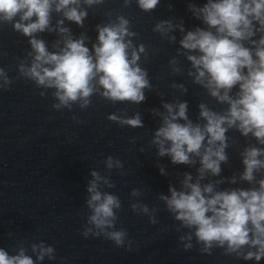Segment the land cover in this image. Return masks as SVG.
<instances>
[{
	"label": "clouds",
	"instance_id": "clouds-1",
	"mask_svg": "<svg viewBox=\"0 0 264 264\" xmlns=\"http://www.w3.org/2000/svg\"><path fill=\"white\" fill-rule=\"evenodd\" d=\"M132 2L123 0V7L128 8ZM104 3L105 0H0V26L10 25L27 38L30 46L25 59L16 66L17 79L22 77L37 88L53 90L56 103L52 107L57 111H71L73 105L87 109L93 95L113 104L140 105L147 99L146 91H153L148 70L141 64L142 56L148 58L146 45L134 43L138 34L126 15L112 18L113 13L108 12L107 22L95 26V42L83 32L75 36L66 25L67 21L84 28L88 9ZM135 4L151 12L160 0H135ZM187 8L204 27L186 30L183 20L175 18L160 20L153 27L162 40L171 43L176 42L172 33L181 34L176 56L169 60L170 74L186 71L194 85L227 107L217 111L200 102L195 121L189 117L188 101L179 98L162 100L163 111L150 110L153 118L160 120L149 141L156 156L168 157L173 165L195 168V176L184 172L179 187L170 183L169 194L160 193L157 198L179 222L176 231L187 230L179 236L185 251L194 247L195 238L201 245V254L211 255L214 248H221L224 255L259 264L264 259V0H206L203 6L188 3ZM54 14L59 18L53 23ZM43 33L58 37L51 49ZM178 56H183L190 67L183 69ZM12 84L8 71L0 67V90L9 91ZM171 87L181 95L188 91L182 83ZM39 94L44 97L46 92ZM107 119L121 127L145 126L139 111L132 116L111 113ZM229 131L255 143H246L239 153L243 170L223 177L222 165L229 161ZM130 143H135L134 137ZM99 163L108 174L90 170L92 178L87 182L84 201L88 214L81 235L103 237L130 251L132 242L127 230L116 228L122 202L119 196L104 190L116 187L111 179L113 169L119 170L120 176L127 175L124 163L112 155ZM156 167L161 175H168L159 162ZM244 182L249 187H221ZM140 195V189H132L131 197ZM130 208L147 216L150 224L158 223L157 208L150 209L138 200ZM55 253V247L44 241L28 246L21 242L15 254L0 247V264H38L45 258L55 259Z\"/></svg>",
	"mask_w": 264,
	"mask_h": 264
}]
</instances>
